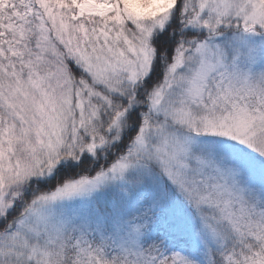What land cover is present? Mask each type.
<instances>
[{
    "label": "snow or ice",
    "instance_id": "6c2138e0",
    "mask_svg": "<svg viewBox=\"0 0 264 264\" xmlns=\"http://www.w3.org/2000/svg\"><path fill=\"white\" fill-rule=\"evenodd\" d=\"M0 264H264V0H0Z\"/></svg>",
    "mask_w": 264,
    "mask_h": 264
}]
</instances>
